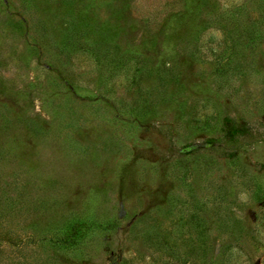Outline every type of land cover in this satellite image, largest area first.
<instances>
[{"label":"rangeland","instance_id":"obj_1","mask_svg":"<svg viewBox=\"0 0 264 264\" xmlns=\"http://www.w3.org/2000/svg\"><path fill=\"white\" fill-rule=\"evenodd\" d=\"M0 264H264V0H0Z\"/></svg>","mask_w":264,"mask_h":264},{"label":"trees","instance_id":"obj_2","mask_svg":"<svg viewBox=\"0 0 264 264\" xmlns=\"http://www.w3.org/2000/svg\"><path fill=\"white\" fill-rule=\"evenodd\" d=\"M228 126H229V125H228ZM228 126H227V127H228Z\"/></svg>","mask_w":264,"mask_h":264}]
</instances>
